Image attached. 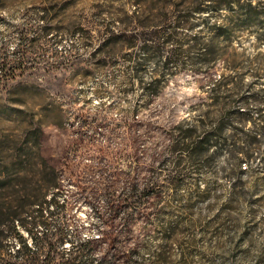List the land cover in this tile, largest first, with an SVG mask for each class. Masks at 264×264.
<instances>
[{
    "label": "rangeland",
    "instance_id": "1",
    "mask_svg": "<svg viewBox=\"0 0 264 264\" xmlns=\"http://www.w3.org/2000/svg\"><path fill=\"white\" fill-rule=\"evenodd\" d=\"M143 47L149 90L129 67ZM263 100L264 0H0V210L49 211L57 183L49 221L67 251L90 238L98 258L264 264V163L242 174L231 151L242 127L263 124ZM222 118L210 149L191 154L188 124L199 139ZM2 228L13 254L22 240Z\"/></svg>",
    "mask_w": 264,
    "mask_h": 264
},
{
    "label": "trees",
    "instance_id": "2",
    "mask_svg": "<svg viewBox=\"0 0 264 264\" xmlns=\"http://www.w3.org/2000/svg\"><path fill=\"white\" fill-rule=\"evenodd\" d=\"M219 9L222 8L217 6L214 11H218ZM218 29H222V27L219 26ZM170 32L171 30L168 34ZM221 36L228 37V34H226L225 31H217L212 38L216 39ZM193 39L196 40V36H194ZM181 48L182 44L178 49H172V54L175 55L177 50L180 51L179 53L186 52ZM149 49L147 47H143L142 52L138 54H142V56H138L137 60L136 57L135 59L132 57L129 59L134 62L133 65L129 66L130 69L134 71L131 78L139 76L142 84H144L145 90L151 89L154 85V81H147L146 73L144 71L145 69H143L145 63L143 64L139 61V59L145 60V55ZM198 49L199 55L204 57L203 61H207L208 64L217 60V58L213 57V51L211 48L202 46ZM159 51H163V49H159ZM140 72L142 73L140 74ZM218 89L217 84H214L212 91L217 94ZM156 92L158 93V90ZM228 105L229 103H227V106L224 107L226 109V116L232 120H250V113L247 109H240L242 107L236 109L234 105H229L230 107H228ZM256 112L258 114L257 119L263 124L256 128L254 127L253 129H245V127H242L240 131L242 132L243 138L245 137V140L243 141L244 145H239L236 149H231V151L235 152L237 155L236 157L239 161L238 165L242 174L246 173L247 170H251L250 168H252L254 160L264 163V149L255 144V140L258 141L257 138L259 135L260 137L264 136V107L257 108ZM224 119L225 118H222L221 124L211 127L209 132L204 134V136L199 139L197 138L200 137V135H196V126L188 124L186 131L189 133L183 136L182 139L183 142L187 139L189 140L187 147L188 149H191V154L203 155L210 149L212 136L221 135L227 127ZM243 163H247L251 167H249V169L248 167L242 169ZM261 168L264 169V166ZM0 182L2 185L7 184L6 180H2ZM55 187H58L57 183L54 185H48L43 195L45 196V203L47 205L52 204L53 209L49 211H47L43 205H39L38 209L35 211H30V209H17L5 216L3 211L0 210V228H2L6 222L9 221L12 224L13 229L19 235V240H22L21 243L18 244L17 249H14L15 252L13 254L5 253L4 241L6 240L8 234L4 233V228L0 230V264H144L137 259H133L131 256H127L122 260H119L116 256L110 258L103 256L98 258L95 255V248L93 247L94 240L90 238L73 241L68 251L64 248L62 249L61 245L62 247L64 246L66 232L60 226H56L55 231H52L50 226L51 222L49 221V216L53 217L58 214L60 209L55 199ZM47 196H49L50 200L46 199ZM239 197L240 196H233V201L239 202ZM37 202L38 201L36 199H31L27 201L26 204L33 205ZM38 227L44 229L43 233L39 234L35 231ZM21 229L26 230L27 234L31 237V241H27V239H24L22 235H20L22 231Z\"/></svg>",
    "mask_w": 264,
    "mask_h": 264
}]
</instances>
